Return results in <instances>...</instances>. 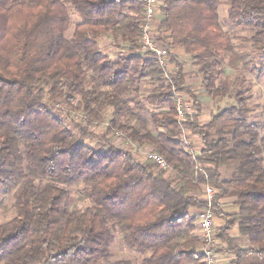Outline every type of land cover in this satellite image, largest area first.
<instances>
[{
	"label": "trees",
	"instance_id": "16d2710c",
	"mask_svg": "<svg viewBox=\"0 0 264 264\" xmlns=\"http://www.w3.org/2000/svg\"><path fill=\"white\" fill-rule=\"evenodd\" d=\"M227 4L229 19L250 33L242 43L262 55L254 72L263 78L264 0ZM220 5L163 0L158 39L176 68L167 79L154 55L136 54L145 21L141 0H0V192L13 193L15 200V216L0 225V264H99L110 257L115 232L144 255L141 264H203L199 249L206 243L191 211L206 209L196 193L206 185L215 188L213 211L225 221L216 232L218 251L234 256L231 264H264L260 125L249 120L239 92L235 104L200 122L202 105L172 53L183 49L195 61L210 98L226 97L216 59L231 54L229 66L236 69V62L250 58L235 52L234 38L220 23ZM71 13L79 21L68 36ZM106 35L135 53L110 59L100 47ZM144 78L153 84L145 101L153 109L156 136L142 134L127 118L126 96ZM176 92L186 93L196 109L184 124L178 122ZM61 104L91 123L111 112L107 135L121 131L134 144L153 147L169 169L143 164L130 150L92 149L85 141L105 138L88 125L71 129L57 115ZM182 128L202 142L198 155L185 149ZM228 166L234 170L224 180L221 170ZM78 186L91 206L69 210L68 190ZM231 198L239 209L233 215L220 204ZM234 230L239 237L231 236Z\"/></svg>",
	"mask_w": 264,
	"mask_h": 264
},
{
	"label": "rangeland",
	"instance_id": "374dc122",
	"mask_svg": "<svg viewBox=\"0 0 264 264\" xmlns=\"http://www.w3.org/2000/svg\"><path fill=\"white\" fill-rule=\"evenodd\" d=\"M228 1L229 0H221V5L219 7V16L220 23L223 29L229 33L231 37L234 38L235 44V52L240 56H249L248 63L245 60H240L239 64L237 63L236 69H231L230 65V57L231 54H224L218 57L216 60V64L214 67L215 74L218 78V85L223 84L225 88L228 89V95L224 98L212 99L210 98L205 89L202 87V76L198 73L199 68L195 66V61L187 55L186 59L180 63V57H177L176 61L179 62L184 68H186L189 73H187L188 78L190 80L189 85L194 86V91H199V101L203 105V112L206 115H212L218 113L224 108L233 105L236 103V94L242 93L245 96L247 104L249 106V120L251 122H256L260 125L261 136L264 138V77L260 78L254 72L257 65H259L262 55L260 52L255 51L250 44H243L241 39L249 37L250 33L242 28L237 27L228 16ZM161 6L163 5V0H161ZM160 11V8L158 12ZM157 12V14H158ZM144 15H145V7H144ZM72 17V25L68 32V36H71L75 29V24L79 21V17L75 16L71 13ZM156 15L150 22V31L152 33L153 41L156 42V46L158 49L163 50V48H167V45L159 40V27L157 28ZM146 19V16H145ZM146 21V20H145ZM160 26V25H159ZM141 42V40H140ZM159 42V44L157 43ZM101 50L112 60L116 61L121 57L131 56V54L135 52L130 51V46L125 44L117 45L114 43L111 35H106L100 40ZM164 47H163V46ZM238 47V48H237ZM168 49V48H167ZM136 54L140 56H144V58H149L152 53L143 49V42L140 43L139 49H137ZM153 55V54H152ZM173 72L176 71L174 64ZM234 68V66H232ZM173 72H170L169 75ZM132 93L127 95L126 99L131 100L129 103V108L131 109V116L127 118L130 121L131 126L136 128L142 134H152L154 136L157 135V130L155 129L154 123L152 122L151 114L152 107L145 101V96H148L153 91V84L148 78L141 79L137 82L136 85L132 86ZM177 96H180L179 92H176ZM184 95V94H183ZM184 108L189 114V117L193 115L194 105L190 100V97L184 96ZM140 104L142 107H140ZM76 105V104H75ZM60 108L63 109V112H57L61 118L66 120L67 125L72 129L75 124H79L81 126H90V131L96 136H103L105 139L97 138L85 141L86 145L92 147V149L98 152H105L109 149L110 146H113L120 150H130L133 151V154L137 159L140 160L143 164H149L146 160V155L150 152H155L153 147L151 146H138L134 144L133 141L121 131H114L107 135V129L110 121L113 118L111 112H104L101 115V120L97 122H92L90 119L83 113L77 112L73 109H69L66 106L60 105ZM195 110V109H194ZM185 149L188 152L198 155L202 148V142L200 139L191 133L188 130L182 128L181 137ZM234 167L228 166L223 167L221 170L222 179L227 180L230 179L233 173ZM168 174H172V171L169 170ZM84 186H78L71 188L68 190V196L66 200V206L69 210H81L89 208L91 206L90 202L85 199L83 196ZM204 189V187H203ZM197 191V195L201 199V195L203 194V190ZM13 193H5L0 192V225L10 221L15 216V200L13 197ZM204 201V199H201ZM205 202V201H204ZM200 212V210H199ZM200 214V213H199ZM197 219V235L198 227H199V216H195ZM114 240L111 245V255L107 260L100 262L99 264H113L117 261L128 260L132 262V264H141V259L144 258L138 249H132L126 247L123 236L119 232H115ZM201 237V235H200ZM202 238V237H201ZM205 241L204 238H202ZM206 243V241H205ZM204 243V244H205ZM206 247L203 246L200 248L202 251ZM199 249V251H200ZM218 251V249H217ZM217 254V253H216ZM203 263V260H202ZM204 264V263H203Z\"/></svg>",
	"mask_w": 264,
	"mask_h": 264
},
{
	"label": "built area",
	"instance_id": "2783aa9c",
	"mask_svg": "<svg viewBox=\"0 0 264 264\" xmlns=\"http://www.w3.org/2000/svg\"><path fill=\"white\" fill-rule=\"evenodd\" d=\"M145 6V16L146 21L142 28L141 42H143V49L152 53L158 60L160 67L165 72V77L169 79V73L173 72V66L170 61V51L163 45V50H160L156 46V42L153 41L152 33L150 31V22L157 14L159 8L161 7V0H141ZM159 44V42H157ZM150 54V55H152ZM177 99V112H178V122L179 124H184L188 120V115L186 109L180 100ZM146 160L149 163L155 165L158 170L166 171L169 169V165L165 159L158 153L150 152L146 155ZM216 190L211 185H206L204 187V203H206V209L200 211L199 213V227L198 229L202 233V238L206 241V247L203 250V263L204 264H218L217 252H216V237L214 232V221L216 219L215 213L213 211V205L215 203Z\"/></svg>",
	"mask_w": 264,
	"mask_h": 264
},
{
	"label": "crops",
	"instance_id": "0c3cea01",
	"mask_svg": "<svg viewBox=\"0 0 264 264\" xmlns=\"http://www.w3.org/2000/svg\"><path fill=\"white\" fill-rule=\"evenodd\" d=\"M155 15H156V17H155L156 18V22L158 23L156 27L158 28L159 25H160V23H161V21L163 20V17L161 16L160 12H158V14H155ZM172 53L174 54V56L176 58L177 57H180V63H183L182 61H184L186 59V57H187V55L185 54L184 50L183 49H180V48L172 50ZM184 67H183L184 72L189 73V71L186 68H184ZM188 83H190V80H187L186 81V86L187 87L194 88V86L189 85ZM194 92H195V95H197L198 100H199V98H200L199 91H194ZM185 95L188 97V95L186 93H180V96H178L179 97L178 100H180L181 103H183V104H184V99H185L183 97ZM194 109H193V111H194L193 112V115L196 113V109L195 110ZM187 115H188V118H189L188 112H187ZM210 118H211V115H209V114L206 115L205 112H203V114L199 117V120L202 123H208L210 121ZM202 191H203V194L201 195V199H204V189ZM234 201H236V198L225 199V200H222L220 202V204L222 205L223 210H224V212L226 214L233 215V214H237L238 213L239 209H238V207L235 206V202ZM191 214L193 216L199 215V210H192L191 211ZM224 225H225V221H223L222 219L216 217V219L214 221L215 237H216L217 230H219L222 227H224ZM198 232H199L198 233L199 234L198 236L200 237V235H202V233H201V231L199 229H198ZM231 236L234 237V238H237V237H239V232L237 230H234L231 233ZM220 248H222V244H221L220 240L216 237V252H217L218 264H231V262L234 260V256L229 255V254H225V253H220L219 251H217V249L219 250ZM200 253H202V250L201 249H200Z\"/></svg>",
	"mask_w": 264,
	"mask_h": 264
}]
</instances>
